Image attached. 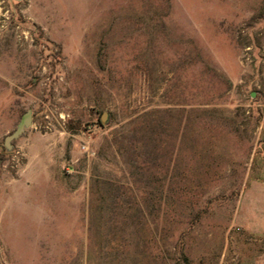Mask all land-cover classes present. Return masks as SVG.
I'll list each match as a JSON object with an SVG mask.
<instances>
[{
	"label": "rangeland",
	"instance_id": "1",
	"mask_svg": "<svg viewBox=\"0 0 264 264\" xmlns=\"http://www.w3.org/2000/svg\"><path fill=\"white\" fill-rule=\"evenodd\" d=\"M0 264H264V0H0Z\"/></svg>",
	"mask_w": 264,
	"mask_h": 264
},
{
	"label": "water",
	"instance_id": "2",
	"mask_svg": "<svg viewBox=\"0 0 264 264\" xmlns=\"http://www.w3.org/2000/svg\"><path fill=\"white\" fill-rule=\"evenodd\" d=\"M106 117H107V114H103L102 117H101V123L102 124H105L106 123ZM31 124V115H30V112H26L20 123L18 124L16 130L9 136H7L5 138V143L8 144L10 141L18 138L24 131L25 128L29 127Z\"/></svg>",
	"mask_w": 264,
	"mask_h": 264
}]
</instances>
